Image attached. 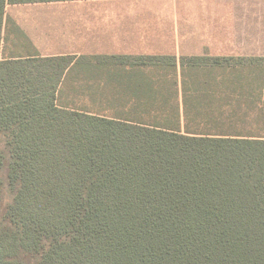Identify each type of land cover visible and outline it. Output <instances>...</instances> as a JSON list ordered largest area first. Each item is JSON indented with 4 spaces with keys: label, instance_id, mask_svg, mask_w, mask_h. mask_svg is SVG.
<instances>
[{
    "label": "trees",
    "instance_id": "16d2710c",
    "mask_svg": "<svg viewBox=\"0 0 264 264\" xmlns=\"http://www.w3.org/2000/svg\"><path fill=\"white\" fill-rule=\"evenodd\" d=\"M78 1L0 0V264H264V58L41 55Z\"/></svg>",
    "mask_w": 264,
    "mask_h": 264
},
{
    "label": "crops",
    "instance_id": "0c3cea01",
    "mask_svg": "<svg viewBox=\"0 0 264 264\" xmlns=\"http://www.w3.org/2000/svg\"><path fill=\"white\" fill-rule=\"evenodd\" d=\"M134 0H97L30 6L18 13V25L41 55L80 54H186L209 51L213 55L217 46L203 36L199 44L187 46V34L181 31L156 32L138 16L139 7ZM261 11L264 0L259 1ZM141 25V26H139ZM259 57H264V28L259 29ZM161 35L162 38H156ZM166 48L156 49V42ZM219 47V46H218ZM256 56V55H252Z\"/></svg>",
    "mask_w": 264,
    "mask_h": 264
},
{
    "label": "rangeland",
    "instance_id": "374dc122",
    "mask_svg": "<svg viewBox=\"0 0 264 264\" xmlns=\"http://www.w3.org/2000/svg\"><path fill=\"white\" fill-rule=\"evenodd\" d=\"M259 1L263 0H134L139 10L138 16H144V23L156 32L179 31L187 34V46L203 36L217 46L221 56L259 57L257 48L260 28H264V9ZM156 38H162L156 35ZM159 49L164 45H157ZM219 46V47H218ZM256 55V56H252ZM264 58V57H261ZM9 197L4 196V203Z\"/></svg>",
    "mask_w": 264,
    "mask_h": 264
}]
</instances>
